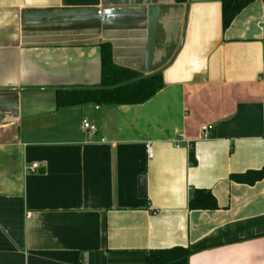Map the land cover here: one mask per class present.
<instances>
[{"label": "crops", "instance_id": "0c3cea01", "mask_svg": "<svg viewBox=\"0 0 264 264\" xmlns=\"http://www.w3.org/2000/svg\"><path fill=\"white\" fill-rule=\"evenodd\" d=\"M221 1L0 0V264H147L172 247L187 264H264V177L231 178L264 166V0L225 29ZM102 44L162 88L57 106L98 85ZM195 189L216 208H189Z\"/></svg>", "mask_w": 264, "mask_h": 264}, {"label": "trees", "instance_id": "16d2710c", "mask_svg": "<svg viewBox=\"0 0 264 264\" xmlns=\"http://www.w3.org/2000/svg\"><path fill=\"white\" fill-rule=\"evenodd\" d=\"M186 1V0H178ZM249 0H222V28L229 26L233 18ZM163 86L161 72L142 74L137 71L117 66L112 61L111 48L107 44L100 46V81L98 85L85 88L61 89L56 93L57 106L79 104L127 105L142 104L152 98ZM264 177V166L257 170H248L231 175L240 183L253 184ZM191 209H214L216 202L210 191L195 189L189 199ZM191 250L184 247H172L150 250L147 264H187ZM43 256L66 262L78 263L76 252L42 251Z\"/></svg>", "mask_w": 264, "mask_h": 264}, {"label": "built area", "instance_id": "2783aa9c", "mask_svg": "<svg viewBox=\"0 0 264 264\" xmlns=\"http://www.w3.org/2000/svg\"><path fill=\"white\" fill-rule=\"evenodd\" d=\"M82 128L84 129V131L87 133L89 137L94 135L97 131V127L94 124H91L87 121H83ZM210 128H211L210 126L201 127V134L204 138L208 136V131L210 130ZM176 146L178 145L176 144ZM146 151H147V155L151 156V149H150L149 144H147L146 146ZM40 167H42V163L33 162L30 165L26 166L25 170L28 172H35Z\"/></svg>", "mask_w": 264, "mask_h": 264}]
</instances>
